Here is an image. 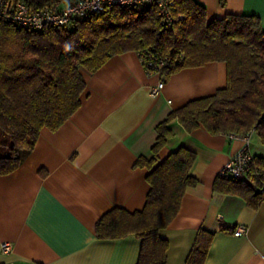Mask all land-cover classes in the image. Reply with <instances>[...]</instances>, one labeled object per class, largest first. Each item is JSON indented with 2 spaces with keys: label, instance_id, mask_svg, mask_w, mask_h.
Segmentation results:
<instances>
[{
  "label": "crops",
  "instance_id": "obj_1",
  "mask_svg": "<svg viewBox=\"0 0 264 264\" xmlns=\"http://www.w3.org/2000/svg\"><path fill=\"white\" fill-rule=\"evenodd\" d=\"M207 19L256 15L264 29V0H195ZM80 106L56 130L43 128L20 166L0 175V264H136L141 239L134 234L99 238L95 226L112 208L144 206L149 184L139 157L150 159L155 126L188 102L225 86L226 65L210 62L161 80L135 51L116 54L96 71L81 69ZM158 161L179 147L195 153L176 216L159 235L167 240L166 264H184L199 230L213 232L204 264H264V201L257 209L237 195L213 191L224 164L244 145L231 134L188 132L177 119ZM251 151L264 146L251 135ZM243 227L241 235H235ZM3 242L11 248L3 252Z\"/></svg>",
  "mask_w": 264,
  "mask_h": 264
},
{
  "label": "trees",
  "instance_id": "obj_2",
  "mask_svg": "<svg viewBox=\"0 0 264 264\" xmlns=\"http://www.w3.org/2000/svg\"><path fill=\"white\" fill-rule=\"evenodd\" d=\"M41 7L61 0H22ZM170 28L153 5L112 7L62 28L27 31L0 22V175L17 169L33 149L41 129L56 130L80 106L85 87L81 69L94 72L109 57L128 51L151 53L163 64L162 81L188 67L224 62L226 83L214 93L189 100L155 126L149 190L141 210L115 207L96 223L99 238L134 234L141 239L136 264H166L167 240L159 235L176 216L181 198L197 183L189 170L195 153L185 147L158 161L157 152L177 119L186 131L254 135L264 146V29L256 15L225 14L207 19L195 0H174ZM213 191L241 197L252 209L264 201V156L254 155L241 179L217 176ZM213 232L200 229L184 264H204Z\"/></svg>",
  "mask_w": 264,
  "mask_h": 264
},
{
  "label": "built area",
  "instance_id": "obj_3",
  "mask_svg": "<svg viewBox=\"0 0 264 264\" xmlns=\"http://www.w3.org/2000/svg\"><path fill=\"white\" fill-rule=\"evenodd\" d=\"M153 5L162 22L170 28L175 20L173 15L174 0H61L41 7H31L22 0H0V22L12 24L27 31H44L49 28H62L82 21L90 15H99L108 9L118 7ZM139 58L149 74H156L163 64L151 53L142 51ZM160 80L151 88V94H157L163 87ZM236 136V135H234ZM240 137V136H238ZM244 145L224 164L218 176L241 179L251 170L253 153L251 135L241 136ZM243 227H238L234 234L241 235ZM2 251L7 252L11 243L3 242Z\"/></svg>",
  "mask_w": 264,
  "mask_h": 264
},
{
  "label": "rangeland",
  "instance_id": "obj_4",
  "mask_svg": "<svg viewBox=\"0 0 264 264\" xmlns=\"http://www.w3.org/2000/svg\"><path fill=\"white\" fill-rule=\"evenodd\" d=\"M261 153L264 154V151H262Z\"/></svg>",
  "mask_w": 264,
  "mask_h": 264
}]
</instances>
